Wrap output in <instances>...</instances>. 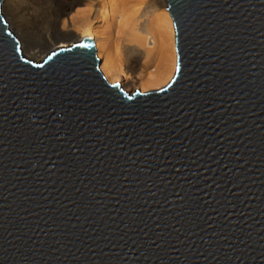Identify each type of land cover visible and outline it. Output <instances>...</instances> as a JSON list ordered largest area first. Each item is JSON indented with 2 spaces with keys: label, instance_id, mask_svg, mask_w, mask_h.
<instances>
[{
  "label": "water",
  "instance_id": "95a60500",
  "mask_svg": "<svg viewBox=\"0 0 264 264\" xmlns=\"http://www.w3.org/2000/svg\"><path fill=\"white\" fill-rule=\"evenodd\" d=\"M2 2L0 264H264V0H167L175 72L132 94Z\"/></svg>",
  "mask_w": 264,
  "mask_h": 264
},
{
  "label": "bare ground",
  "instance_id": "6f19581e",
  "mask_svg": "<svg viewBox=\"0 0 264 264\" xmlns=\"http://www.w3.org/2000/svg\"><path fill=\"white\" fill-rule=\"evenodd\" d=\"M17 1L21 0H3L1 11L29 57H40L43 52L48 55L59 46L90 37L99 70L124 91L158 88L160 81L164 80L160 82L163 86L173 77L178 53L175 22L167 0H60L53 8L54 37L45 43L46 48L43 43L31 44L17 23ZM23 1H30L33 7L49 2ZM149 37L154 40L153 46L148 45ZM71 39L72 42L62 43Z\"/></svg>",
  "mask_w": 264,
  "mask_h": 264
},
{
  "label": "rangeland",
  "instance_id": "374dc122",
  "mask_svg": "<svg viewBox=\"0 0 264 264\" xmlns=\"http://www.w3.org/2000/svg\"><path fill=\"white\" fill-rule=\"evenodd\" d=\"M52 1H53V4L50 3V0H49V2H47V4L45 3L39 7H33L32 5H30V4H32L30 1L29 2H25L23 0L17 1L19 8H17L15 18L17 20V23L19 24V26L23 30V32L28 37L31 44L36 45V44H42L43 43V46H45V48H46L47 45L45 43H48L50 41V39H52L54 37V35H53L54 31L53 30H55V29L53 28L54 27L53 26V20H54L53 19V15H54L53 8H55V6L58 5L60 0H52ZM7 22H8V26H9L10 25L9 21H7ZM9 28H10V26H9ZM10 30L17 37V39L19 40V42L21 44V40L18 37V35L16 33H14L11 28H10ZM68 41L72 42V39L67 40L66 42H62V43L66 44ZM148 45L149 46L154 45V40L151 37H149ZM24 54L26 57H29L26 53H24ZM45 55H46V52H43V54L40 57H34L31 55V57H29V58L36 60V61H40L43 59V57H45ZM162 81H164V80H162ZM162 81H160V82H162ZM160 82H159V84H161L160 87L154 88V89H149V90L160 89L169 83L168 82V83L164 84V82H163L164 85L162 86V83H160ZM126 90H128V89H126ZM130 91L131 90H128L126 92L132 94Z\"/></svg>",
  "mask_w": 264,
  "mask_h": 264
}]
</instances>
